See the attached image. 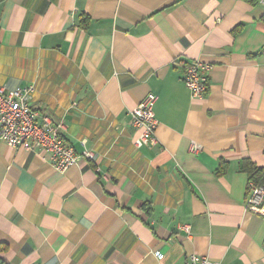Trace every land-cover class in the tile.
<instances>
[{"label":"crops","instance_id":"crops-1","mask_svg":"<svg viewBox=\"0 0 264 264\" xmlns=\"http://www.w3.org/2000/svg\"><path fill=\"white\" fill-rule=\"evenodd\" d=\"M193 60L208 65L201 98L182 80ZM30 83L33 107L93 156L60 171L0 142L9 264H264L241 169L264 167L258 0H0V84ZM148 93L158 142L133 150L131 111Z\"/></svg>","mask_w":264,"mask_h":264},{"label":"built area","instance_id":"built-area-1","mask_svg":"<svg viewBox=\"0 0 264 264\" xmlns=\"http://www.w3.org/2000/svg\"><path fill=\"white\" fill-rule=\"evenodd\" d=\"M264 6V0H258ZM208 65L199 60L185 64L182 76L184 84L191 96L201 98L208 89ZM35 87L32 83L15 88L0 84V142H6L12 147H22L26 150L44 151L49 155L52 164L60 171L81 163L82 160L92 159V153L85 149L76 152L67 145L62 136V125L42 110L33 107ZM157 96L148 93L131 111V124L137 130L132 141L133 150L148 144H156V119L154 107ZM85 145V140L82 141ZM201 145L195 141L189 144V152L197 154ZM250 208L259 207L258 212L264 214V190L248 182ZM256 210V209H255ZM187 232L189 226L182 227ZM186 264H216L204 255L189 254Z\"/></svg>","mask_w":264,"mask_h":264},{"label":"trees","instance_id":"trees-1","mask_svg":"<svg viewBox=\"0 0 264 264\" xmlns=\"http://www.w3.org/2000/svg\"><path fill=\"white\" fill-rule=\"evenodd\" d=\"M226 166H220L218 169V174H223L225 172ZM241 169L247 174L248 182H253L256 186H262L264 190V167H258L249 159L242 160ZM7 249L6 245L0 244V251H5ZM0 264H9L2 256H0Z\"/></svg>","mask_w":264,"mask_h":264}]
</instances>
